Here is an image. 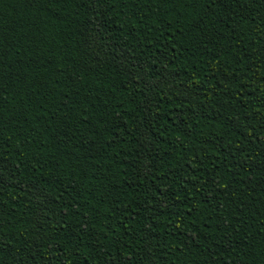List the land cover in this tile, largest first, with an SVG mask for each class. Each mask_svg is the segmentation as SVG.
<instances>
[{
    "label": "trees",
    "instance_id": "obj_1",
    "mask_svg": "<svg viewBox=\"0 0 264 264\" xmlns=\"http://www.w3.org/2000/svg\"><path fill=\"white\" fill-rule=\"evenodd\" d=\"M0 264H264V0H0Z\"/></svg>",
    "mask_w": 264,
    "mask_h": 264
}]
</instances>
